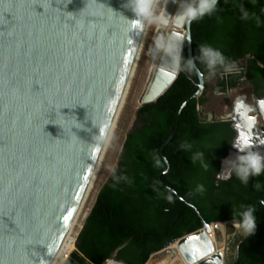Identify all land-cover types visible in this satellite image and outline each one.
Masks as SVG:
<instances>
[{"label":"water","instance_id":"obj_1","mask_svg":"<svg viewBox=\"0 0 264 264\" xmlns=\"http://www.w3.org/2000/svg\"><path fill=\"white\" fill-rule=\"evenodd\" d=\"M172 1L165 6L167 13ZM123 3L0 0V264L51 263L112 151L148 59L158 52L155 41L162 27L125 20L120 14L135 17ZM164 3L159 0L161 10ZM192 22L183 26L179 72L171 73V58L161 51L140 107L155 103L174 86L186 45L202 73L193 54ZM199 78L198 91L182 105L175 131L162 147L164 158L185 108L205 91L206 77L202 73ZM258 100L237 96L224 120L232 122L234 141L249 137L250 147L264 154V112ZM237 154L232 146L221 171ZM167 164L161 180L170 170ZM213 226H227L229 234L233 227L204 221L193 234L169 238L147 264L168 259L234 264L239 247L236 259L227 252L214 255ZM253 229L248 237L256 234Z\"/></svg>","mask_w":264,"mask_h":264},{"label":"trees","instance_id":"obj_2","mask_svg":"<svg viewBox=\"0 0 264 264\" xmlns=\"http://www.w3.org/2000/svg\"><path fill=\"white\" fill-rule=\"evenodd\" d=\"M242 9L248 13L246 19ZM202 45L218 49L239 69L218 79L220 92L250 86L251 94L264 98V0H220L211 15L192 22L194 58L207 78L208 69L198 59ZM188 59L186 45L174 86L155 103L138 109V124L127 134L117 167L84 221L76 250L63 264H105L107 260L147 264L154 253L165 248L169 238L193 234L203 228L204 221L231 224L233 235L235 224L243 227L241 212L247 208L252 209L257 232L248 237L252 229L235 237L234 259L238 247L239 259L234 264H264V205L258 203L264 202V171L250 176L247 183L233 174L217 184L235 131L231 121L211 120L203 114L209 102L207 83L203 95L185 108L179 131L165 147L170 170L161 180L169 168L162 147L175 131L182 105L200 86L196 69L190 71L185 63ZM220 71L218 68L216 73ZM197 153L202 155L193 162ZM198 185L202 190L197 191Z\"/></svg>","mask_w":264,"mask_h":264},{"label":"clouds","instance_id":"obj_3","mask_svg":"<svg viewBox=\"0 0 264 264\" xmlns=\"http://www.w3.org/2000/svg\"><path fill=\"white\" fill-rule=\"evenodd\" d=\"M174 2L179 3L180 10L175 15H168L165 7L168 0H165L162 10L160 9L159 0H124L122 6L130 10L134 14L135 19H129L122 14L120 15L125 20H137L141 24L167 26L171 22L174 28H180L184 25H190L192 21L199 20L205 15H211L216 10L218 0H174ZM242 12V18L246 19L248 13L243 11V9ZM181 45L182 42L171 33L166 38L158 37L155 41L156 49L171 58V63L167 66L172 74L179 72L181 67ZM198 59L206 65L210 76L215 75L218 68L221 70L220 75L222 76L239 71L235 62L227 60L218 49H214L211 46H200V56ZM185 63L190 71H195L193 60L188 59ZM197 75L201 76L202 73L197 72ZM257 103L260 110L264 112V99L258 100ZM232 145L238 150V154L234 160L227 162V168L218 172V179H229L231 175L235 174L241 183H247L250 176H257L264 171V154L250 147L251 140L249 137L240 138L234 141ZM181 147H187V145L182 144ZM201 155V153L193 155V162ZM155 162L159 166L161 161L157 158ZM164 163H167L166 158H164ZM168 190L172 191L171 189ZM200 190H202V186L198 185L197 191ZM168 199H171V196H168ZM241 216L243 228L246 231L252 230L255 226L252 209H244L241 212ZM105 264H112V261L107 260Z\"/></svg>","mask_w":264,"mask_h":264},{"label":"rangeland","instance_id":"obj_4","mask_svg":"<svg viewBox=\"0 0 264 264\" xmlns=\"http://www.w3.org/2000/svg\"><path fill=\"white\" fill-rule=\"evenodd\" d=\"M242 65H245V61L241 62ZM150 71V62L148 59V62L146 64L145 70L143 72V75L141 77V80L139 82V85L137 87V90L134 94V97L132 99V102L130 104V107L128 109V112L126 114V117L123 121V124L121 126V129L119 131V134L117 136V139L115 141V144L112 148V151L101 171V176L99 179L98 187L96 188L95 192V199L89 208V212L87 213L86 217L90 213L91 209L94 207L97 195L102 188V186L107 182V180L111 177L113 171L117 167L119 157L122 151V147L125 141V138L127 134L138 124L137 120V111L140 106L137 105V100L142 94V91L145 87V84L148 79ZM222 77V75L216 73L215 75L208 76L206 78V83L208 86L207 89V97L209 98V102L204 108L203 114L208 115L209 119H224L227 118V116L232 113L233 106H234V100L239 95H246L247 102L251 101V90L250 86H243L235 88L234 90H231L229 93H222L218 90L217 82L218 79ZM86 219V218H85ZM82 228V227H81ZM241 227L238 224L234 225V229L239 230ZM228 227L224 226V235L222 240L225 242L224 246V252H227L230 259H234V246H232L234 238L236 237L234 234L231 235L227 232ZM81 230V229H80ZM80 232V231H79ZM78 232V234H79ZM248 232V231H247ZM246 232V233H247ZM77 234V236H78ZM219 240H221L219 238Z\"/></svg>","mask_w":264,"mask_h":264},{"label":"bare ground","instance_id":"obj_5","mask_svg":"<svg viewBox=\"0 0 264 264\" xmlns=\"http://www.w3.org/2000/svg\"><path fill=\"white\" fill-rule=\"evenodd\" d=\"M179 3L172 1L170 8L168 10V15H175L179 11ZM169 33H171L174 37H177L180 41L183 39L182 37H185V29L184 27L180 28H174L171 22L167 26H162L161 30L158 34V37H163L166 38ZM157 37V38H158ZM157 40V39H156ZM160 50H158L157 54L154 57H149V62H150V71L148 75L147 82L145 84V87L142 91V94L137 100V105H141V101L143 100L145 93L149 89L150 81L154 74L156 73V70L158 68L159 64V57H160ZM151 55V54H150ZM150 79V80H149ZM149 82V83H148ZM101 173L86 201L84 204L82 210L80 211L79 215L77 216L75 222L73 223L71 229L69 230L68 234L66 235L64 241L62 242L60 248L58 249L57 253L55 254L53 260L51 261L50 264H63L68 257L70 256L71 252H73L76 248L75 242L77 239V234L80 231L81 227L84 224L85 218L87 213L89 212V208L91 207L94 199H95V192L96 188L98 187L99 184V179H100ZM224 235V226H219V227H212V233L209 234L210 239L212 240L214 247H215V254L217 255L218 253H223L224 252V240H219V238H223ZM151 264H177L176 261L173 260H164L159 263H154L152 262Z\"/></svg>","mask_w":264,"mask_h":264},{"label":"flooded vegetation","instance_id":"obj_6","mask_svg":"<svg viewBox=\"0 0 264 264\" xmlns=\"http://www.w3.org/2000/svg\"><path fill=\"white\" fill-rule=\"evenodd\" d=\"M251 96H252L251 101H253V97H255V96H254L253 94H251ZM261 99H262V98H261ZM260 123H261V120H260ZM234 137H235V136H234ZM232 146H233V145H232ZM231 149H232V148H231ZM231 149H230V150H231ZM229 153H230V151H229ZM228 156H229V155H228ZM221 169H222V167H221ZM242 228H243V227H241L239 230H236V231H235L234 235L236 234V235H235L236 237H238V236H240V235H245V234H246L247 231H246L245 229L243 230ZM248 232H249V231H248ZM248 232H247V233H248ZM234 239H235V238H234Z\"/></svg>","mask_w":264,"mask_h":264}]
</instances>
